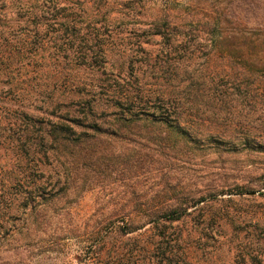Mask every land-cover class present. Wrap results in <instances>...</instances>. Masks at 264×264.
I'll use <instances>...</instances> for the list:
<instances>
[{
	"label": "rangeland",
	"instance_id": "1",
	"mask_svg": "<svg viewBox=\"0 0 264 264\" xmlns=\"http://www.w3.org/2000/svg\"><path fill=\"white\" fill-rule=\"evenodd\" d=\"M112 1L115 7L124 4L128 9L122 11H131L133 17L117 20L112 28L113 43L116 42L118 48L113 44L109 47L110 57L117 59L123 47L131 50L134 63L132 77L141 78L153 91L160 86L167 89L176 100L185 96L184 106L194 109L191 114L195 116L200 133H208L206 130L216 127L211 126L214 122L212 113L216 108L210 103L208 94L200 96L201 91L196 98L193 96L195 91H190V96L186 91L211 85V78L218 85H228V80L221 75L228 73L232 65L228 63L229 66H225L226 63L219 58L213 62L218 77L208 75L202 70L208 46L193 52L191 59H183L185 47H194L203 41L187 36L177 42L180 34L183 37L178 30H174L175 36L171 41L151 37L150 22L153 15L164 20L172 13L180 18V12L200 8L201 4L208 10L201 15L208 14L222 0ZM193 19L181 18L174 22L185 20L186 26H193L196 23ZM25 28L30 31L31 38L33 27H21L16 23H7L0 34V187L5 189L1 199L4 202L0 203V264H148V256L153 255L156 260L158 252L149 250L146 243L150 238L143 231L125 237L112 234L102 246V219L117 211L114 204L133 196L140 199L194 200L216 185L225 187V194L203 202L199 206L203 207L202 210H190L191 215L184 220L167 224L165 230L170 237H179L181 233L190 235L181 242L176 240L174 244H167L174 256L172 261L162 264H238L236 250L242 245L254 244L264 226V188L254 194H235L241 191L240 188H231L241 183L237 176L243 175L246 167H250L252 175L248 172L245 175L254 184L258 183V173L264 168V156H247L242 149L231 154L228 149H127V144L117 140H106L101 145L92 143L96 159L83 162L80 170V177L86 185L72 188L73 193L65 200L35 211V199L32 198L37 167L35 157H38L35 156V122L23 119L19 107L35 104V88L52 81L56 69L69 83L56 92L54 97L59 100L66 99L67 94L75 91L90 90L94 76L63 60L58 62V68L51 69L53 65L49 56L41 63L32 47H25L24 43L20 44L23 47L20 49L19 44L11 41L25 38ZM170 44L175 47L174 51H170ZM139 45L144 53L139 52ZM48 53H44L45 56ZM191 99L193 102L189 103ZM262 105L253 108L240 103L235 106V112L242 118L247 111H256L253 115L256 123L264 117V103ZM112 109L107 106L106 112ZM227 109L228 105L223 104L219 110ZM95 114L101 117L102 113ZM98 145L102 149H98ZM69 150L77 156L76 149ZM133 165L138 166L143 174L132 181L121 180L115 173ZM165 169L174 175V179H165ZM146 170L150 171L144 173ZM100 173L107 174L108 180L99 182L93 178L94 174ZM24 195L27 198L22 199ZM219 211L226 216V222H217L214 215ZM126 212L135 214L134 210ZM201 215L206 217L204 222H199Z\"/></svg>",
	"mask_w": 264,
	"mask_h": 264
},
{
	"label": "trees",
	"instance_id": "2",
	"mask_svg": "<svg viewBox=\"0 0 264 264\" xmlns=\"http://www.w3.org/2000/svg\"><path fill=\"white\" fill-rule=\"evenodd\" d=\"M112 2L0 0V34L7 23L32 26L31 38L30 31L25 28V38L12 39L11 42L19 44L20 49L23 48L20 44L24 43L25 47H32L41 63L49 56L53 65L51 69L58 68V62L63 60L94 76L90 90L72 92L61 101L54 96L58 89L66 88L69 83L56 69L52 81L35 88V104L19 107L23 119L35 122V156H38L35 157V194L32 197L35 199V211L65 200L73 193L72 188L86 185L80 177V170L83 162L96 159L92 143L101 145L106 140H117L127 144V149H228L231 154L242 149L247 156H264V117L255 123L253 115L256 111H247L242 118L235 112V106L240 103L253 108L264 103V0H222L208 13L210 15H201L203 11L208 12L201 4L200 8L180 12V18L172 13L164 20L158 15L152 16L151 37L171 41L175 36L174 30H178L183 37L180 34L177 42L187 36L203 41L197 42L200 43L197 46L185 47L183 59H191L193 52L208 46L205 65H202V70L208 75L218 77L213 62L219 58L226 63L225 66H229L228 63L232 65L228 73L221 75L228 80V85H218L211 78V85L197 90L188 88L186 91L188 95L190 91H195L193 96L196 98L201 91L200 96L207 93L210 103L216 108L212 113L214 122L211 121V126L216 127L206 130L208 133L199 132L195 116L191 114L194 109L184 106L185 96L176 100L167 89L160 86L153 91L141 78L132 77L134 63L131 50L123 47L117 59L110 57L109 47L113 44L118 48L117 43H113L112 28L117 20L133 17L131 11H122L128 9L124 4L115 7ZM181 18H195L196 23L186 26L185 20L174 22ZM139 47V52L144 53L143 47ZM171 50L174 51L175 47L170 44ZM192 102L191 99L189 103ZM223 104L228 105L226 111L219 110ZM100 105L103 107L100 108ZM107 106L113 109L106 112ZM97 112L102 113L101 117H96ZM69 149H76L77 156L72 155L73 151ZM98 149L102 148L98 145ZM249 168L246 167L244 174L237 176L241 183L231 186L232 190L236 186L240 188L241 191L235 194H254L264 188V168L258 173V183L255 184L245 175L246 172L252 175ZM165 171V179H174L173 174H168L167 169ZM115 173L121 180L132 181L143 171L133 165ZM94 175L93 178L99 182L108 180L107 174ZM4 190L3 186L0 187V203L4 202V199L1 201ZM225 190V187L216 185L194 200L140 199L133 196L115 203L114 210L117 211L102 219V246L112 234L125 237L143 231L150 238L146 243L149 250L158 252L156 260L153 255L148 256V264L172 261L174 255L167 244H174L176 240L181 242L190 233L170 237L165 230L167 224L184 220L191 215L190 210H202L203 207L199 206L203 202L225 194ZM99 203L102 204V201ZM125 210H134L135 214L125 213ZM204 216L201 215L199 222H204ZM214 216L218 223L226 222V216L221 211ZM235 257L239 259L238 264H264V226L255 243L242 245L236 250Z\"/></svg>",
	"mask_w": 264,
	"mask_h": 264
}]
</instances>
